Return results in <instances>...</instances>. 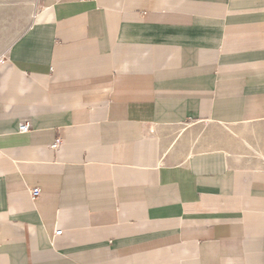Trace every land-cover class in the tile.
<instances>
[{
	"label": "crops",
	"instance_id": "1",
	"mask_svg": "<svg viewBox=\"0 0 264 264\" xmlns=\"http://www.w3.org/2000/svg\"><path fill=\"white\" fill-rule=\"evenodd\" d=\"M0 264H264V0H38L0 55Z\"/></svg>",
	"mask_w": 264,
	"mask_h": 264
},
{
	"label": "rangeland",
	"instance_id": "2",
	"mask_svg": "<svg viewBox=\"0 0 264 264\" xmlns=\"http://www.w3.org/2000/svg\"><path fill=\"white\" fill-rule=\"evenodd\" d=\"M37 8L38 0H0V55L28 26Z\"/></svg>",
	"mask_w": 264,
	"mask_h": 264
},
{
	"label": "built area",
	"instance_id": "3",
	"mask_svg": "<svg viewBox=\"0 0 264 264\" xmlns=\"http://www.w3.org/2000/svg\"><path fill=\"white\" fill-rule=\"evenodd\" d=\"M31 128V124L30 121L28 120V118L24 117L20 120L19 122V130L21 132H26L28 130H30ZM59 144V140L56 139L55 142L51 145L52 147H56ZM29 194L31 196V198H35L37 196L41 195V192L39 190V188L37 187H33V188H29ZM61 232V230H55L54 234L57 235Z\"/></svg>",
	"mask_w": 264,
	"mask_h": 264
},
{
	"label": "bare ground",
	"instance_id": "4",
	"mask_svg": "<svg viewBox=\"0 0 264 264\" xmlns=\"http://www.w3.org/2000/svg\"><path fill=\"white\" fill-rule=\"evenodd\" d=\"M5 41V40H4Z\"/></svg>",
	"mask_w": 264,
	"mask_h": 264
}]
</instances>
